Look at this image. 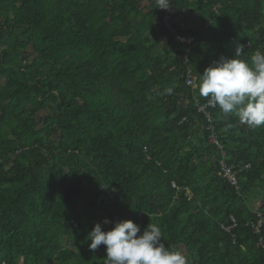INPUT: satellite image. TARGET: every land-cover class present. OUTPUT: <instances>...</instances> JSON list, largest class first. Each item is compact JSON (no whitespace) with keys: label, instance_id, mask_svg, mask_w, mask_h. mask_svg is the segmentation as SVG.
Masks as SVG:
<instances>
[{"label":"trees","instance_id":"1","mask_svg":"<svg viewBox=\"0 0 264 264\" xmlns=\"http://www.w3.org/2000/svg\"><path fill=\"white\" fill-rule=\"evenodd\" d=\"M149 1L0 0V264H102L87 233L117 220L189 264H264V125L210 107L217 150L187 85L237 43L264 52V0H170L175 34ZM222 160L250 165L237 187Z\"/></svg>","mask_w":264,"mask_h":264},{"label":"clouds","instance_id":"2","mask_svg":"<svg viewBox=\"0 0 264 264\" xmlns=\"http://www.w3.org/2000/svg\"><path fill=\"white\" fill-rule=\"evenodd\" d=\"M155 4L165 10L171 7L170 0H155ZM244 52V45L237 43L232 57L220 56L213 61L192 86L201 97L207 98L210 106L218 107L224 115H234L250 128H257L264 125V52L256 50L250 58H245ZM165 91L171 94L172 88ZM260 206L255 207V220L257 214L263 215ZM103 223L110 221L105 218ZM111 223L113 226L106 231L101 223H94L86 236L90 251L105 246L102 264H189L183 251L171 249L163 242L158 225L148 223L141 233L140 226L132 220Z\"/></svg>","mask_w":264,"mask_h":264},{"label":"built area","instance_id":"3","mask_svg":"<svg viewBox=\"0 0 264 264\" xmlns=\"http://www.w3.org/2000/svg\"><path fill=\"white\" fill-rule=\"evenodd\" d=\"M169 9L165 10V9L158 8L159 12L163 13V22H164L165 28L169 31V33L175 34L176 33V29L173 26V21H172ZM181 41L186 43V44H188L190 46V49H189V52H190L191 51V46L195 42V39L194 38H181ZM186 60L188 61V57H186ZM189 74L190 75H189V78L187 80V85L188 86H192L193 83H195L197 81V76L193 75L194 73H193L192 70H189ZM210 107H212V106H210L208 103L202 104L200 106V111L206 115V118L208 119V121L210 123V127H209L208 130L212 133V135L210 137L211 145L217 147V150L222 151L220 143L217 140V136L215 134V129H214L213 124H212L211 116L209 114ZM249 168H250L249 164H246L242 168L235 169L234 166H229V165L225 164L224 160H222L220 162V174L224 178H226L231 184H233L236 187L238 186V183H239V181H238V173L243 171L244 169L247 170ZM172 186L178 192L182 190V187H180L176 182H173ZM187 193H189V189H187ZM231 219H232V227L231 228H234V227L237 226V222H236V220L233 217ZM247 226L250 227L252 233H254L257 236H259V245L264 248V235H263V231H264V217H263V215L260 214V213L257 214V219L255 221L249 222L247 224Z\"/></svg>","mask_w":264,"mask_h":264},{"label":"crops","instance_id":"4","mask_svg":"<svg viewBox=\"0 0 264 264\" xmlns=\"http://www.w3.org/2000/svg\"><path fill=\"white\" fill-rule=\"evenodd\" d=\"M143 4H144V6H149L150 5V1L149 0H143ZM187 12V11H186ZM192 17H194V16H192ZM182 16L180 17V20H182Z\"/></svg>","mask_w":264,"mask_h":264},{"label":"rangeland","instance_id":"5","mask_svg":"<svg viewBox=\"0 0 264 264\" xmlns=\"http://www.w3.org/2000/svg\"><path fill=\"white\" fill-rule=\"evenodd\" d=\"M259 200H260V199H259ZM257 204H258V206H260V202H258V200H257V203H256V206H255V207H257ZM255 207H254V208H255Z\"/></svg>","mask_w":264,"mask_h":264}]
</instances>
